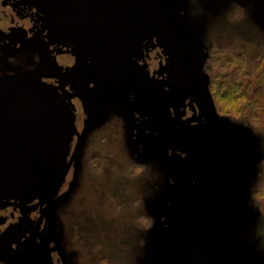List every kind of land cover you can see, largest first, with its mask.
<instances>
[{
    "label": "rangeland",
    "instance_id": "1",
    "mask_svg": "<svg viewBox=\"0 0 264 264\" xmlns=\"http://www.w3.org/2000/svg\"><path fill=\"white\" fill-rule=\"evenodd\" d=\"M51 1L68 18H77L71 0ZM78 1L83 29L95 38L106 37L120 0ZM239 1L152 0L157 20L183 52L179 74L210 86L214 117L226 136L225 176L213 200L198 205L210 228L202 234L179 230L192 264H264V111H258L264 107V92L254 95L258 119L248 125L214 97V84L225 81L230 70L243 79L251 74L254 85L262 77L264 88V0ZM237 5L245 9L239 18L232 15ZM113 42L119 44L115 59ZM175 59L176 52L150 22L145 0H126L117 36L106 45L89 43L36 0H0V76L29 86L67 137L61 159L9 151L22 193L7 187L0 164V264L188 262L174 241V229L205 227L192 204L217 177L220 138L209 122L201 87L174 78ZM57 79L76 92V110L61 96ZM121 113L122 118L107 122ZM113 145L120 153L110 150ZM136 151L144 163L158 156L157 164L141 166L130 157ZM143 177L155 181V186L149 181L148 189H156L157 180L170 185L160 182L161 190L149 195ZM117 181L124 186L114 196ZM151 198L158 201L151 203ZM146 199L149 204L143 205ZM114 206L117 221L108 217L115 218ZM10 216L11 228H6ZM106 222L120 230L116 243H123V258L116 244L109 246L98 234L109 228Z\"/></svg>",
    "mask_w": 264,
    "mask_h": 264
},
{
    "label": "water",
    "instance_id": "2",
    "mask_svg": "<svg viewBox=\"0 0 264 264\" xmlns=\"http://www.w3.org/2000/svg\"><path fill=\"white\" fill-rule=\"evenodd\" d=\"M36 1L46 6L53 16L63 25L76 30L86 41L97 45L109 44L116 38L124 16L126 3V0H120L118 14L114 20L110 33L104 38H95L89 35L81 25L83 19V10L78 0H71L78 10V15L75 20L68 18L51 0ZM145 5L149 20L163 40L176 52V59L172 67L174 78L178 82L196 83L201 87L204 94L206 112L209 122L220 138L218 150L219 171L217 177L210 189L207 192L199 195L192 204V211L194 215L204 221L205 227L201 230H197L196 228L189 225H178L174 229L173 233L176 245L188 255V262L186 264H192L193 255L181 243L179 239V230L185 228L198 234L206 233L209 230L210 223L207 218H205L198 211V205L205 199L213 200L212 197L225 176L226 136L215 120L212 108V98L207 83L198 77L186 78L179 74L178 68L183 58V52L157 20L153 12L152 0H145ZM110 55L112 59L118 57V42L112 43L110 47ZM57 88L60 91L61 96L66 99L68 105L73 110H76V106L73 102V99L77 95L76 92L70 90L67 87V83L63 80H58ZM66 144L67 137L65 131L55 119V117L51 114V112L38 98L35 92L30 87L22 83L19 79L13 77H0V160L4 162L6 167L7 187L13 192H22L21 183L7 160V147L11 146V148L15 149L17 152L26 157L37 159H61L65 154ZM212 205H214L213 202ZM222 209L223 208H217L219 212H221Z\"/></svg>",
    "mask_w": 264,
    "mask_h": 264
},
{
    "label": "trees",
    "instance_id": "3",
    "mask_svg": "<svg viewBox=\"0 0 264 264\" xmlns=\"http://www.w3.org/2000/svg\"><path fill=\"white\" fill-rule=\"evenodd\" d=\"M242 59H243V56L237 58V60H238V68L239 69L242 68L241 62H239ZM260 66L261 65H258V64L255 65L256 68L257 67H260ZM224 79H225V81H223L221 83H218V84L217 83L214 84V85H217V89H214V92H215V96L214 97L215 98H218V97L219 98H222L225 101L227 111L230 112V113H232L233 115L237 116V119H238L237 121H242V123H244L246 125H248L249 123H254L252 121L258 119V111H264V107H262V109H260L258 111L256 110V108L260 104H259L258 98L254 96L257 93H259L260 91L264 92V88L262 86H260V85L263 84L262 77H259L258 78V81H257V84L258 85H254V83L252 82V79H251V74H248V73L245 74V79H243V77L241 78L239 71L235 73L234 71L230 70V71H228L225 74V78ZM208 87H209L210 94H211L210 86L208 85ZM212 99H213V97H212ZM204 105H205V99H204ZM120 116L122 118V113H121V115L114 114L111 117L107 118L106 120H107V122H110L112 119L115 120V117L120 118ZM244 120H246V121H244ZM100 130H101V128H100ZM255 130H256V127H255ZM124 138H125V134H124ZM125 142H126L125 144L127 145V141L126 140H125ZM118 147L119 146H117V145H113L110 148V150H114L117 153H120V150H119ZM137 153H139V151H136V153L135 152L133 153L134 157L131 156V155H130V157L133 160H136V161L141 162V163H139L141 166L142 165H146V167L147 166H150V165L153 166V162L155 164H157V161H153V159H150V158L145 159V162L146 163H144L143 162L144 159L143 160H140L138 158V155L139 154H137ZM123 155H126L125 152H123ZM149 160L151 162H148ZM108 161L110 163V160H108ZM113 164H117L116 161H114ZM149 169L150 168L148 167L147 168V171ZM150 180H152V178L143 177L141 179V181H142V188L144 189V191L146 192V194L148 192H151L152 191L149 195H152L153 191L154 192L155 191L156 192L160 191L161 190L160 184L161 183H165V182H162L161 180H157L156 189L155 188L148 189V186H149L150 182H153L154 183V186H155V181L154 180L150 181ZM113 183L119 184V187H116V189H114V190H117V192H114V190H113V193L112 194L114 196L121 194V190H122V188L124 186V183L123 182H120V181L113 182ZM130 184H132V182H128L127 183V185H130ZM158 184H159V186H158ZM169 185H170V183H165V187H168ZM74 186H72V188H74ZM164 190H162V191H164ZM147 200L148 199H146V201H145V203H143V205L149 204L147 202ZM150 200H151V203H156V201H158L156 198L153 199V200L151 198ZM105 203H108V205L110 207L111 203L109 201L108 195L106 196ZM75 207H76L75 204L72 205V206H70L71 209H74ZM112 209L116 212V216H115L114 219H113L112 214H110L108 217L111 218V221H117V217L119 215V209L117 208V206H114ZM152 218L154 219V216H152ZM110 224H111V222H108V223L106 222L105 223V226L107 227ZM143 225H144L145 228H149L148 225H150V224L144 223ZM82 233H84V232L83 231H80V235H82ZM140 233L142 234V237H144L143 231H140ZM98 234L99 235L102 234L101 235V238L102 237H105V239H108V243H109L108 245L109 246H111V244H116L115 247H118L119 248L118 257L119 258H123L122 255H125V253H126L123 250V248H121V246L123 245V243H121V242H119V244L116 243V238L117 237L119 238V236H120L119 235L120 234V230H119V228L117 226H109V228H107V229L105 228V230H103L101 232L98 231ZM143 240L146 241V242H148V240H150V238L148 236H145L143 238ZM69 241L70 242H75V240H74V238H72V236L69 237ZM88 241H89V239H88ZM113 255H114V253H113ZM116 257L117 256H114V258H116ZM79 258H80L79 260H82V258L80 256H79ZM136 262H137V260H136ZM128 264H135V262L129 261Z\"/></svg>",
    "mask_w": 264,
    "mask_h": 264
},
{
    "label": "flooded vegetation",
    "instance_id": "4",
    "mask_svg": "<svg viewBox=\"0 0 264 264\" xmlns=\"http://www.w3.org/2000/svg\"><path fill=\"white\" fill-rule=\"evenodd\" d=\"M77 9V8H76ZM78 11V10H77ZM168 33V32H167ZM169 34V33H168ZM112 45V44H111ZM6 73V72H5ZM58 80L59 79H57L56 80V83H58ZM0 149H1V147H0ZM6 151H7V155H6V157H7V160L9 159L8 157V153H9V151H11V146H9V147H7V149H6ZM9 161V160H8ZM0 164L3 166V168H4V170H5V178H6V167H5V164H4V162L3 161H1L0 160ZM5 182H6V180H5ZM10 219V220H9ZM210 223V222H209ZM5 227L6 228H10L11 227V216L10 217H8V219L6 220V222H5Z\"/></svg>",
    "mask_w": 264,
    "mask_h": 264
},
{
    "label": "clouds",
    "instance_id": "5",
    "mask_svg": "<svg viewBox=\"0 0 264 264\" xmlns=\"http://www.w3.org/2000/svg\"><path fill=\"white\" fill-rule=\"evenodd\" d=\"M245 9L243 8L242 5H237L234 9V11L232 12V15L236 18H239L240 16H242V14L244 13Z\"/></svg>",
    "mask_w": 264,
    "mask_h": 264
},
{
    "label": "bare ground",
    "instance_id": "6",
    "mask_svg": "<svg viewBox=\"0 0 264 264\" xmlns=\"http://www.w3.org/2000/svg\"><path fill=\"white\" fill-rule=\"evenodd\" d=\"M186 8H189L188 7V4L186 5ZM205 17H207V14H205ZM236 151H237V148L235 149ZM152 157H153V161H157L158 160V156H156V155H152ZM213 241V240H212ZM212 241H209L208 243H210V242H212Z\"/></svg>",
    "mask_w": 264,
    "mask_h": 264
}]
</instances>
